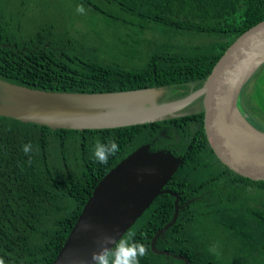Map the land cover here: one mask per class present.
Listing matches in <instances>:
<instances>
[{"label":"trees","instance_id":"16d2710c","mask_svg":"<svg viewBox=\"0 0 264 264\" xmlns=\"http://www.w3.org/2000/svg\"><path fill=\"white\" fill-rule=\"evenodd\" d=\"M72 3L83 7L74 17L63 10L54 13L49 0H0V78L70 92L200 86L226 48L264 19V0ZM43 5L45 12L34 18V10ZM84 11L100 16L103 26L76 25ZM251 81L255 85L244 102ZM261 81L264 65L241 92L249 113L253 96L264 101ZM97 141H115L120 147L106 165L94 162ZM28 143L33 151L25 155L22 146ZM143 143L182 157L164 185L179 195L182 207L156 239V248L188 264H264V180L236 173L216 156L204 132L203 111L83 130H53L0 115L3 264H51L99 180ZM174 200L169 193L159 194L122 235L147 248L140 264H185L154 253L150 245L171 220Z\"/></svg>","mask_w":264,"mask_h":264},{"label":"water","instance_id":"95a60500","mask_svg":"<svg viewBox=\"0 0 264 264\" xmlns=\"http://www.w3.org/2000/svg\"><path fill=\"white\" fill-rule=\"evenodd\" d=\"M264 64V19L240 34L214 64L202 85L177 98L174 85L123 91L70 92L29 87L0 78V115L55 129H107L151 123L203 111V127L216 156L245 177L264 180V129L242 105V89ZM194 82L191 83L193 85ZM201 97L202 105L188 108ZM182 162L169 149L143 143L107 171L94 187L51 264H90L101 233L116 239L133 225L162 193L175 197L171 220L156 231L154 253L184 259L157 249L156 239L177 218L179 195L164 185ZM94 228L82 231L81 225ZM185 264L188 260L184 259Z\"/></svg>","mask_w":264,"mask_h":264},{"label":"clouds","instance_id":"9594fccd","mask_svg":"<svg viewBox=\"0 0 264 264\" xmlns=\"http://www.w3.org/2000/svg\"><path fill=\"white\" fill-rule=\"evenodd\" d=\"M77 10L82 12L83 8L78 7ZM22 150L28 155L33 151V146L31 143L24 144ZM119 151L120 147L115 141H97L92 156L94 162L106 165L109 157L115 156ZM93 228L94 226L88 222L81 225L82 231H90ZM94 242L98 250L92 252L90 264H140V259L147 255L145 245L132 239H116L114 235L101 232ZM210 251H215V248ZM0 264H3L2 260Z\"/></svg>","mask_w":264,"mask_h":264},{"label":"rangeland","instance_id":"374dc122","mask_svg":"<svg viewBox=\"0 0 264 264\" xmlns=\"http://www.w3.org/2000/svg\"><path fill=\"white\" fill-rule=\"evenodd\" d=\"M50 1V4L52 5V6H54L53 7V10H54V13H55V10L57 9V10H59V12H60V10L62 11H64L66 14H68V15H71V16H73L74 17V12H75V15H78L77 14V12H78V7H82V6H76V5H74L73 3H72V0H49ZM69 7H71V10L72 11H70V9H69ZM83 8V7H82ZM43 12H45V5H43L42 7H40V8H37V9H35L34 10V18L36 17V16H39V15H41ZM77 17H79L80 19H82V20H80V21H78V22H76V25H78V26H81L82 24H81V22L82 23H85L86 24V27L87 28H90V27H94V26H96L97 28H99V27H101V26H103L102 25V22L100 21L101 20V18H100V16H98V17H93L91 14H90V12H89V15H88V13L87 12H83L81 15H79V16H77ZM89 17V18H88ZM93 17V18H92ZM98 20V21H97ZM93 23V24H92ZM90 26V27H89ZM92 27V28H93ZM103 44V43H102ZM101 44V45H102ZM103 46V45H102ZM105 48H106V46H103V52L105 51ZM110 49V48H109ZM255 84H254V82L253 81H251V83H249V86H248V90H247V92H246V94H247V96H246V98L244 99V102H246V100H248V96H249V92H250V90L253 88V86H254ZM261 86H262V92H261V97H262V99L264 98V81H261ZM253 98L254 99H250V102H251V104L254 106H252L251 108H252V110L254 111V113L255 114H257V116H258V118L260 119V121L262 122L263 120H264V108H263V105H264V101L262 102V104H261V102H259L258 101V99L256 98V96H253ZM243 101V100H242ZM191 107H195V106H191Z\"/></svg>","mask_w":264,"mask_h":264},{"label":"flooded vegetation","instance_id":"af4514ba","mask_svg":"<svg viewBox=\"0 0 264 264\" xmlns=\"http://www.w3.org/2000/svg\"><path fill=\"white\" fill-rule=\"evenodd\" d=\"M264 65V64H263ZM262 65V66H263ZM261 66V67H262ZM195 85H189L188 88H180L181 91H179V94L174 96V94L170 97V98H177L179 96H182V95H185L187 94L188 92H191L192 90H194V88L196 89L198 86H195ZM181 93V94H180ZM244 99V98H243ZM242 99V100H243ZM201 100V101H200ZM202 105V98L199 97L197 99H195L191 104L188 105V108H192L191 106H195V107H199ZM242 105H243V101H242ZM246 110V109H245ZM247 111V110H246ZM248 112V111H247ZM249 113V112H248ZM250 116L252 117L253 121L255 122V124L259 127V128H262L264 129V120L261 122L260 119L258 118L257 114L254 113V111L252 110L251 113H249ZM163 134V133H162ZM165 188V187H164Z\"/></svg>","mask_w":264,"mask_h":264}]
</instances>
